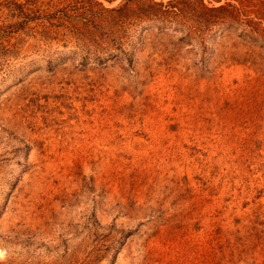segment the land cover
I'll use <instances>...</instances> for the list:
<instances>
[{"label": "rangeland", "instance_id": "rangeland-1", "mask_svg": "<svg viewBox=\"0 0 264 264\" xmlns=\"http://www.w3.org/2000/svg\"><path fill=\"white\" fill-rule=\"evenodd\" d=\"M0 264H264V0H0Z\"/></svg>", "mask_w": 264, "mask_h": 264}, {"label": "trees", "instance_id": "trees-1", "mask_svg": "<svg viewBox=\"0 0 264 264\" xmlns=\"http://www.w3.org/2000/svg\"><path fill=\"white\" fill-rule=\"evenodd\" d=\"M107 1H109V2H113L114 0H107ZM120 10H122V9H120Z\"/></svg>", "mask_w": 264, "mask_h": 264}]
</instances>
